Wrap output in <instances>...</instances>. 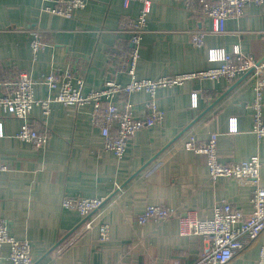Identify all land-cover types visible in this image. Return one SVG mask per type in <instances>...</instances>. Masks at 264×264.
Listing matches in <instances>:
<instances>
[{
    "label": "crops",
    "instance_id": "1",
    "mask_svg": "<svg viewBox=\"0 0 264 264\" xmlns=\"http://www.w3.org/2000/svg\"><path fill=\"white\" fill-rule=\"evenodd\" d=\"M42 7L43 0H0V79L25 71L38 81V98L54 93L39 82L51 67L81 78L84 92L106 79L129 80L122 68L129 34L122 24L136 17L139 2L124 8L121 0H87L69 18ZM211 26L209 17L185 9L181 2L152 0L136 77L156 79L208 69L216 65L207 59L209 48L230 50L237 45L242 53L264 59V2L245 4L240 17L226 20L224 33L210 32ZM29 29L37 30L45 43L35 57ZM200 29L205 32L203 43L194 46L190 33ZM253 87L254 78L247 73L231 82L192 78L158 88L162 120L136 131L119 159L103 148L100 127L90 119V104L52 102L47 115L34 106L32 127L50 130L40 148L16 137L21 121L0 107V162L6 166L0 170V220L16 239L30 242L33 264H193L207 247L201 236L179 235L176 218L139 225L136 217L148 204L180 213L193 210L200 218L210 217L218 203L251 211L252 185L230 177L211 181L205 157L185 149L183 140L190 134L201 143L216 131L218 159L232 162L257 155L258 180L264 186V137L251 131L247 107ZM146 99L144 91L129 96L134 113H144ZM114 101L121 105V99ZM262 113L264 117V89ZM230 118H236L235 132L228 131ZM65 196L105 198L88 217L91 229L78 231L81 216L61 206ZM103 222L109 238L99 241ZM262 244L264 232L227 264H255ZM8 253V244H3L0 264H12Z\"/></svg>",
    "mask_w": 264,
    "mask_h": 264
},
{
    "label": "built area",
    "instance_id": "2",
    "mask_svg": "<svg viewBox=\"0 0 264 264\" xmlns=\"http://www.w3.org/2000/svg\"><path fill=\"white\" fill-rule=\"evenodd\" d=\"M122 6L127 8L133 1L140 3L136 17L129 18L122 24L128 32L129 46L125 51L124 70L129 75L125 83L114 79H106L98 88L83 91V80L72 77L59 67H51L40 83L54 93L45 98H38L34 94V85L38 82L27 72L20 71L10 78L0 79V107L9 115L21 121L16 137L31 143L34 147H42L50 130L43 127L36 130L30 123V113L34 106H39L42 113L47 115L52 102L63 105L81 106L90 104V119L100 127L104 139L103 148L112 152L116 159L122 157L125 149L136 131L153 127L160 123L163 111L157 105L156 91L161 87L181 85L192 78L218 80L220 78L231 82L235 78L250 73L254 78V97L247 104L251 110L252 129L257 138L264 137V117L262 113V92L264 89V59H254L244 54L237 45L230 50L224 48H209L207 59L215 66L205 70L190 73H174L163 75L156 79H139L135 75V67L139 55L142 34L146 31L147 16L150 13L152 0H121ZM181 2L183 7L191 12L211 19L212 33H224L225 22L228 18L240 17L245 4L262 3L264 0H172ZM87 0H43V11L71 17L76 10L85 7ZM31 36L30 49L33 57L45 47L35 29L28 30ZM205 32L195 30L190 33L189 41L194 46L203 43ZM137 91H144L147 99L144 101V113L138 115L133 112L134 105L129 96ZM196 93L192 94V103L195 104ZM115 99H121L118 106ZM228 131L237 129L236 118H230ZM1 134V123H0ZM217 132L214 131L201 143L188 134L183 140V147L205 157L208 177L211 181L218 177H230L239 183L252 185L253 192L250 198L252 209L244 213L234 208L230 203H218L213 207L212 215L200 218L195 211L184 213L159 205L148 204L137 215L136 223L141 225L147 221L159 224L167 219L176 218L179 235H198L206 242L207 247L193 264H227L237 254L247 248L257 237L264 232V186L259 184L260 159L252 155L248 159L232 162H222L218 159L216 149ZM6 166L0 162V170ZM105 201L103 197L65 196L61 206L79 213L81 220L77 225L78 231L91 229L88 217L100 208ZM80 232V233H81ZM109 238L108 224L103 222L98 226V240L106 241ZM66 241L65 244H67ZM8 244V259L12 264H33L30 242L26 239H16L8 232L5 220H0V247ZM115 264V263H114ZM255 264H264V244L259 248Z\"/></svg>",
    "mask_w": 264,
    "mask_h": 264
},
{
    "label": "water",
    "instance_id": "3",
    "mask_svg": "<svg viewBox=\"0 0 264 264\" xmlns=\"http://www.w3.org/2000/svg\"><path fill=\"white\" fill-rule=\"evenodd\" d=\"M232 86H234V85H231V87H232ZM231 87H230V88H231ZM183 131H184V130H183ZM183 131H182V132H183ZM182 132H181V133H182ZM181 133H180V134H181ZM55 246H56V245H55Z\"/></svg>",
    "mask_w": 264,
    "mask_h": 264
}]
</instances>
